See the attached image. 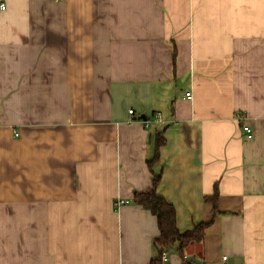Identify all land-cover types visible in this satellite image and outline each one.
<instances>
[{"label": "crops", "instance_id": "0c3cea01", "mask_svg": "<svg viewBox=\"0 0 264 264\" xmlns=\"http://www.w3.org/2000/svg\"><path fill=\"white\" fill-rule=\"evenodd\" d=\"M153 172L193 264H264V0H0V264H151Z\"/></svg>", "mask_w": 264, "mask_h": 264}, {"label": "trees", "instance_id": "16d2710c", "mask_svg": "<svg viewBox=\"0 0 264 264\" xmlns=\"http://www.w3.org/2000/svg\"><path fill=\"white\" fill-rule=\"evenodd\" d=\"M176 57V49L174 48V65L176 64ZM164 143L165 138L163 137L162 132H159L155 142V154L151 159H148V166L150 169H152L153 164L159 160L160 147ZM160 181L161 174L154 173L152 188L146 192L135 191L133 196L134 203L142 205L157 217L160 233L156 238L155 243L159 249V255L157 258L152 259L151 264L166 263L163 261L161 256L163 250H176L181 255L184 264H193V261L187 260L188 255L185 250L191 243H200L203 241L205 230L210 222H201L196 224L192 229L180 231L177 227L175 206L157 192ZM217 197L218 195L216 192L213 196L207 197V199L213 203L215 209H217ZM126 202H128V200H125L124 203Z\"/></svg>", "mask_w": 264, "mask_h": 264}, {"label": "built area", "instance_id": "2783aa9c", "mask_svg": "<svg viewBox=\"0 0 264 264\" xmlns=\"http://www.w3.org/2000/svg\"><path fill=\"white\" fill-rule=\"evenodd\" d=\"M2 7L4 8V4H2ZM187 97L188 98H192V93L191 92H188L187 93ZM129 112H130L131 115L134 114L133 109H130ZM156 117L157 118H160L161 117V114L160 113H157L156 114ZM240 118L241 119H245L246 118L245 114L242 113V115L240 116ZM242 127L247 132L248 137H252L253 136V131H252V128H251L250 125H248L247 123H244ZM124 202H125V200H120V201L117 202V204H122ZM161 256H162V259H163L164 262H167L168 261L169 254H168V251L167 250H163ZM228 259H229L228 258V255L227 254H223L222 257H221V263L220 264H229Z\"/></svg>", "mask_w": 264, "mask_h": 264}, {"label": "water", "instance_id": "95a60500", "mask_svg": "<svg viewBox=\"0 0 264 264\" xmlns=\"http://www.w3.org/2000/svg\"><path fill=\"white\" fill-rule=\"evenodd\" d=\"M143 117L145 119V116H140ZM188 261H194V262H199V260L194 256V255H190L187 257Z\"/></svg>", "mask_w": 264, "mask_h": 264}]
</instances>
